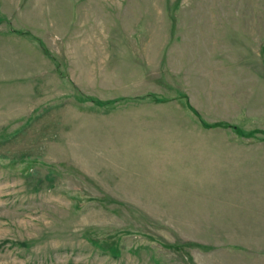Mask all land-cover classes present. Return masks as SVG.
<instances>
[{
	"label": "rangeland",
	"instance_id": "374dc122",
	"mask_svg": "<svg viewBox=\"0 0 264 264\" xmlns=\"http://www.w3.org/2000/svg\"><path fill=\"white\" fill-rule=\"evenodd\" d=\"M0 264H264V0H0Z\"/></svg>",
	"mask_w": 264,
	"mask_h": 264
}]
</instances>
